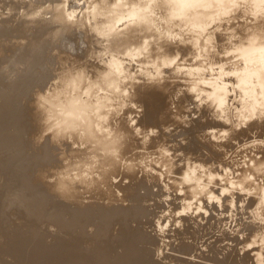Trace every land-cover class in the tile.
<instances>
[{
	"label": "clouds",
	"instance_id": "clouds-1",
	"mask_svg": "<svg viewBox=\"0 0 264 264\" xmlns=\"http://www.w3.org/2000/svg\"><path fill=\"white\" fill-rule=\"evenodd\" d=\"M0 34L9 83L47 57L28 106L34 148L56 149V166L37 173L51 194L80 208H128L123 189L144 180L153 196L140 206L156 213L145 231L159 241L160 264L179 256L185 217L212 237H183L198 249L182 257L190 264H210L199 257L217 239L223 259L236 238L240 257L264 264V0H0ZM153 91L166 97L159 127L139 123L141 96ZM196 121L221 126L200 130L207 147L193 154L182 133ZM47 231L63 235L55 224Z\"/></svg>",
	"mask_w": 264,
	"mask_h": 264
},
{
	"label": "rangeland",
	"instance_id": "rangeland-1",
	"mask_svg": "<svg viewBox=\"0 0 264 264\" xmlns=\"http://www.w3.org/2000/svg\"><path fill=\"white\" fill-rule=\"evenodd\" d=\"M45 31L46 29H43V28L38 29L34 33V39L40 40ZM69 39L72 41H75L76 37L75 36L69 37ZM27 55L28 53L27 51H25L24 57H26ZM77 58H82V56L77 57ZM21 59H23V57ZM46 59L47 57L43 54H37L36 56H34L32 58V70L29 72L21 73L18 76L17 80L11 83L8 82L5 76L0 74V128H1L0 129L1 130L0 131V140H1L0 141L1 142L0 143V153H1L0 155L1 156L0 157V172H1L0 177L1 178L3 177L2 179H5V182L3 181L4 185L0 184L1 185L0 188L4 190L3 191L4 193H3L2 190L0 189V194L2 193L1 197H3V198H0L1 200L0 209L2 210V212L0 210V241L3 242V243H0V254H1L0 257L3 259L2 260L0 258V264L2 262L4 264H9L12 261H14V256H12L11 252L13 249H15L14 251L18 252L17 250L18 249L20 250V247L21 249L23 247L22 249L23 251L20 250L22 253L18 256H15L17 264H53L54 262H56V261H53L56 258L58 261L57 264L58 263L66 264L73 260H75L78 264H100V263L108 264L111 261L114 262L115 259L117 260L113 264H130V263L131 264H141V263L142 264H147V263L148 264H160V262L154 259V252H153V248L158 246L159 241L151 233H149L150 234L149 236L148 232L145 231L146 226L147 227L153 226L152 221L148 220V217L154 216L156 213L155 211H149L148 209L140 206L141 201L150 199L153 196L151 192V188L146 185L144 180H140L139 182L130 184L129 186L125 188L126 190L123 189L124 191L128 193V195L126 196V199H129L132 202L133 201L138 202L137 204L133 202V206H130L128 208H124L123 206L105 207L102 204H93V205H89V207L87 208L80 210V215L78 211H72L70 209L68 210L69 207H67V204L60 201L55 195L51 194L49 192L48 187L38 180L37 173L42 170L41 169L42 165L45 166L43 167V170H44L49 167H54L57 164L56 158L52 155L53 151H56V149L50 146L47 141L45 142V144H43L39 148H34L33 144L31 143V137L35 133L34 131H36V128L34 127L33 117L31 116L32 109L28 105L31 103V100H32L31 98L32 90L37 86H41L48 77L47 73H43L40 71L41 65L45 62ZM4 62L5 61H0V64ZM25 101H28V102L24 103ZM151 101L155 105L152 104ZM141 102L145 106L144 117L146 119L142 118L139 123L147 127H151V126L159 127V124H160V121L158 119L159 115L167 107L166 97L162 95L161 93L153 91V92H148L146 94H143L141 96ZM148 103L150 106L147 105ZM148 110L150 111L148 112ZM21 111H22V115L20 114ZM19 115H21L22 117H20ZM16 117L19 118V120L16 119ZM23 117H25L24 120H22ZM9 118H10V122H8ZM13 119L18 120L19 122L16 121L17 122L16 123L15 120L13 121ZM21 120L23 122H21ZM1 123L2 124L4 123L3 127H1L2 125ZM211 126L220 127L221 125L214 124L211 121L205 124H201L199 121H196L193 128L185 130V132L182 134L187 135L188 137L191 138V140H190V144L183 150L185 152H191L193 154H196L200 152L201 148H206L207 147L206 145H202L196 139V135L200 130H203L204 128H209ZM241 135L246 136V133L242 132ZM13 137H16V139H14ZM19 139H22V140H19ZM14 140H15V143H13ZM18 140L21 142V144L25 143L26 144L25 147L28 145L31 148L29 149L28 147H26L28 148L26 150L23 144L21 145L20 143H18L19 142ZM7 143L8 145H6ZM9 144L12 146H10ZM17 144H20V146H23L22 147L23 149L25 148L24 151L21 150L20 154L22 155L24 153L22 156L19 155V152L21 149L19 145L17 148L18 150H15L14 145H17ZM7 146L10 148H8ZM10 149L12 151H10ZM7 151H9V153ZM209 151L211 150L209 149ZM31 153L33 154V157H31L32 156ZM15 154H17V158ZM8 155L10 157H6ZM38 155L40 159L38 157L36 158V156ZM19 156H20V159H19ZM12 157L14 160L12 159ZM21 157H22V160H21ZM213 157L216 159L220 158L219 154H216V153H213ZM48 159H51V160H48ZM2 161L3 162L7 161V162L2 163ZM42 162H44L45 164L44 163L42 164ZM12 163L14 164L12 165ZM40 164L41 166H39ZM16 173L17 175L15 176ZM16 177L19 180H15ZM5 185L8 186V188ZM3 186H5V188L7 189V192H5L6 189ZM13 186L15 187L13 188ZM22 186L23 188L25 187L24 190H26V192L23 191V188L21 189ZM18 187L20 189H18ZM141 188H144L146 190L145 196H140ZM42 193L44 196L42 195ZM4 194L7 196V198L6 196H4ZM16 194H19L20 196L19 202H13L12 200V197ZM29 194L31 198L29 197ZM37 194H39V196ZM133 196L135 199H133ZM21 203L23 204V207H21ZM254 203H255L254 201H250L248 207L249 208L252 207ZM33 206L34 208L32 209ZM162 207H163L162 205L156 206L157 209H160ZM173 207L175 208L177 206L174 204ZM85 209L87 211H85ZM70 211L72 212V215L69 214ZM24 212L27 214H24ZM58 212H60V214ZM81 213H85V216L87 215V213H89L88 215L89 218L86 219L85 221H80ZM9 216L13 218V223H12V218L11 217H10L11 219L8 218ZM52 217H54V219H52ZM213 219L214 217L210 216L209 223H211ZM185 220H186V217L184 221ZM133 223H135L136 225L135 227L132 226ZM49 224H55L59 232H62L63 235H53L50 232H48L47 226ZM185 224H186V227L183 233L177 231V238L180 239L179 246L172 247V251L178 253L179 256L165 257V259L172 260L174 264H178V263L179 264H190L188 260H185L182 257L191 256L193 255V253H195L198 250L195 246V243L193 244L186 243L183 239L184 236L190 237L193 241H196L198 239V235L201 233L202 234L199 235L200 239L203 238L204 234L208 235L210 239L212 238L211 234L206 232L207 225L199 230H194L192 227V224L189 221V218H187V220L185 221ZM116 225H119V232L116 236H113V230L115 229ZM87 226H95L96 234L94 233L91 236L88 235L87 230H86ZM8 229L9 231L10 230L11 231L9 232ZM102 230H105L103 234H102ZM81 231H83L84 233L83 232L81 233ZM248 231L250 233L253 231V229L249 228ZM101 235H104L102 239H101L102 237ZM71 236L72 237L77 236L78 241H79V238H81L80 239L81 241H79V243L76 244L81 247L80 248L81 250H76L74 245L71 244V242L70 243L67 242V240L72 238ZM97 236L101 239V241ZM118 237H120L119 238L121 239L120 241H118L119 240ZM43 238L44 240L45 239L47 240H45L44 245H42V250L48 248V246H50L51 244H55L57 246H60L59 249L61 251L59 253L48 252L47 256L42 255V253H40V249L38 248V245L43 242L42 240ZM13 239L16 241L15 243H12L10 241V240L13 241ZM49 239L51 240V243H48ZM225 239H232V238L226 236ZM34 240L36 241V243H34L33 245V242H35ZM38 240H41V241L37 242ZM90 240L92 243L90 242ZM7 241H10L8 242L10 244H8ZM126 242H129V243H126ZM221 242H222L221 240L217 239L215 243H213L209 247V253L202 254L199 258L205 261H209L210 264H229V263L230 264H250V260H251L250 254L245 253L243 257H240L239 252L237 251V248L241 243L238 240V238L232 240V242L236 245V247H233L232 250L228 252V254L224 256L223 259H219V256L221 255V252L223 250L218 249L217 245L220 244ZM147 243H149L150 245L148 246ZM9 245H11V247H9L11 252L10 250L8 251L9 248L7 250L5 249ZM36 245H37V248L35 247ZM85 245H91V247L85 248ZM30 248L31 249L34 248V249L30 252ZM115 251L117 252L116 254L114 253ZM28 252H30L31 254L29 255ZM38 254H39V257H38ZM7 255L9 258H7ZM114 255L117 257H115ZM30 257H31V261L29 262Z\"/></svg>",
	"mask_w": 264,
	"mask_h": 264
},
{
	"label": "bare ground",
	"instance_id": "bare-ground-1",
	"mask_svg": "<svg viewBox=\"0 0 264 264\" xmlns=\"http://www.w3.org/2000/svg\"><path fill=\"white\" fill-rule=\"evenodd\" d=\"M144 96H145V95H144ZM151 102H152V101H151ZM152 104H154V103L152 102ZM147 105H149V103H148ZM154 105H155V104H154ZM149 106H150V105H149ZM158 106H159V105H158ZM147 108H148V107H147ZM154 108H155V107H154ZM25 109H26V108H25ZM149 111H150V110H148V112H149ZM151 111H152V110H151ZM154 112H155V110H154ZM23 113H24V112H23ZM20 114L22 115V111L20 112ZM21 115H19V116L22 117ZM19 116H18V117H19ZM24 116H25V115H24ZM31 116H32V115H31ZM25 117H26V116H25ZM25 117H23L22 120H24ZM13 118H15V117H13ZM144 118H145V117L143 116V119H144ZM7 119H8V118H7ZM16 119L19 120V118H17V117H16ZM16 119H13V121H14V120H15V122L18 121V120H16ZM145 119H146V118H145ZM22 120H21V122H23ZM11 121H12V119H11ZM8 122H10V118H9V121H8ZM8 122H7V123H8ZM18 122H19V121H18ZM16 123H17V122H16ZM1 124H2V123H1ZM3 124H4V123H3ZM3 124L1 125V127H3ZM212 126H213V125H212ZM212 126H211V127H212ZM4 128H5V127H4ZM0 129H1V128H0ZM32 130H33V129H32ZM34 130H35V128H34ZM0 131H1V130H0ZM34 132H36V131H34ZM9 135H11V134H9ZM10 137H11V136H10ZM13 138L16 139V137H13ZM1 139H3V138H1ZM6 139H8V138H6ZM19 140H22V139H19ZM19 140H18V141H19ZM27 140H28V139H27ZM0 141H1V140H0ZM5 141H6V140H5ZM18 141H17V142H18ZM17 142H16V143H17ZM22 142H23V141H22ZM29 142H30V141H29ZM0 143H1V142H0ZM13 143H15V140L13 141ZM18 143L21 144L20 141H19ZM31 143H32V142H31ZM20 144L14 145V146H15V150H18V149H17V148H18V145H19V147H21V149L19 148V149H20L19 155H21V154H20V153H21V150L24 151V149H25L26 147H28L29 149L31 148V147L28 146V145L25 147L26 144H25V143H22V144L24 145V147H25V148L23 149V148H22L23 146H20ZM22 144H21V145H22ZM2 145H3V143H2ZM6 145H8V143H7ZM9 145H10V144H9ZM29 145H30V144H29ZM10 146H12V145H10ZM14 146H13V148H14ZM4 147H5V146H4ZM7 147H8V146H7ZM2 148H3V147H2ZM8 148H10V147H8ZM13 148H12V150H13ZM28 148H26V150H27ZM12 150L10 149V151H12ZM45 150H46V149H45ZM28 151H29V150H28ZM43 151H44V150H43ZM7 152L9 153V151H7ZM3 153H4V152H3ZM15 153H16V151H15ZM44 153H45V152H44ZM6 154H7V153H6ZM23 154H24V153H23ZM23 154H22V155H23ZM31 154H32V153H31ZM31 154H29V155H31ZM0 155H1V153H0ZM12 155H13V154H12ZM15 155H16V158H17V154H15ZM22 155H21V156H22ZM26 155H27V154H26ZM27 156H28V155H27ZM0 157H1V156H0ZM6 157H10V156L8 155V156H6ZM13 157H14V156H13ZM13 157H12V159H13ZM23 157H24V156H23ZM31 157H33V154H32ZM37 157L39 158V155L36 156V158H37ZM48 157H49V156H48ZM2 158H3V156H2ZM36 158H35V159H36ZM46 158H47V157H46ZM46 158H44V159H46ZM8 159H9V158H8ZM8 159H7V160H8ZM19 159H20V156H19ZM23 159H24V158H23ZM39 159H40V158H39ZM3 160H4V159H3ZM13 160H14V159H13ZM13 160H12V161H13ZM21 160H22V157H21ZM37 160H38V159H37ZM41 160H42V158H41ZM48 160H51V159H48ZM48 160H47V161H48ZM8 161H9V160H8ZM47 161H46V162H47ZM4 162H5V161H4ZM4 162L2 161V163H4ZM6 162H7V161H6ZM6 162H5V163H6ZM13 162H14V161H13ZM37 162H38V161H37ZM40 162H41V161H40ZM44 162H45V161H44ZM44 162H42V164H43ZM51 162H52V161H51ZM9 163H10V162H9ZM29 163H30V162H29ZM13 164H14V163H12V165H13ZM44 164H45V163H44ZM6 165H7V164H6ZM39 166H41V164H40ZM8 167H9V166H8ZM14 167H16V166H14ZM41 167H42L41 169L43 170V167H45V166L42 165ZM3 168H4V167H3ZM14 169H15V168H14ZM2 170H3V169H2ZM10 170H11V169H10ZM8 172H9V171H8ZM0 173H1V172H0ZM9 174H10V173H9ZM16 175H17V173L15 174V176H16ZM6 176H7V174H6ZM0 178H1V177H0ZM2 178H3V177H2ZM2 178H1V180H0V181H1L0 184L4 185V184H3V181L5 182V179H2ZM4 178H5V177H4ZM7 178H8V176H7ZM10 179H11V178H10ZM15 180H19V179H17V177H16ZM13 181H14V180H13ZM6 182H8V181H6ZM12 183H13V182H12ZM15 183H16V182H15ZM15 183H14V184H15ZM16 184H17V183H16ZM7 185H8V184H7ZM20 185H21V184H20ZM5 186H6V185H5ZM5 186H3V187L5 188ZM10 186H12V185H10ZM17 186H19V185H17ZM17 186H16V187H17ZM0 187H1V185H0ZM6 187L8 188V186H6ZM14 187H15V186H13V188H14ZM22 188H23V186L21 187V189H22ZM0 189H1V188H0ZM5 189H6V188H5ZM9 189H10V188H9ZM11 189H12V188H11ZM18 189H20V188L18 187ZM24 189H25V187L23 188V191L26 192V190H24ZM1 190H2V189H1ZM125 190H126V189H125ZM3 191H4V190H2V192H3ZM5 192H7V189H6ZM13 192H14V191H13ZM125 192H126V191H125ZM3 193H4V192H3ZM1 194H2V193H1ZM1 194H0V198H3V197H1ZM6 194H7V193H6ZM25 194H26V193H25ZM39 194H41V193H39ZM39 194H37V195L39 196ZM26 195H27V194H26ZM42 195H43V193H42ZM2 196H3V195H2ZM4 196H6V195L4 194ZM31 196H32V195H31ZM43 196H44V195H43ZM140 196H141V195H140ZM10 197H11V196H10ZM24 197H25V196H24ZM29 197H30V194H29ZM34 197H35V196H34ZM34 197H33V198H34ZM6 198H7V196H6ZM8 198H9V196H8ZM30 198H31V197H30ZM42 198H43V197H42ZM24 199H25V198H24ZM26 199H28V198H26ZM133 199H135L134 196H133ZM3 200H4V199H3ZM31 200H32V199H31ZM48 200H49V199H48ZM0 201H1V200H0ZM133 202H135V201H133ZM141 202H142V201H141ZM5 203H6V202H5ZM48 203H49V202H48ZM48 203H47V204H48ZM135 203L137 204L138 202H135ZM1 204H2V203H1ZM2 205H3V204H2ZM30 206H31V205H30ZM67 207H69L68 210L70 209V210H72V211H78V213H79V215H80V210H82V209H84V208H87V207H89V206H86V207H84V208H80L78 205H75V204H67ZM30 208H31V207H30ZM33 208H34V206L32 207V209H33ZM57 208H58V207H57ZM2 209H3V208H2ZM32 209H31V210H32ZM0 210H1V209H0ZM26 210H27V209H26ZM141 210H142V209H141ZM33 211H34V210H33ZM38 211H39V210H38ZM85 211H87V210L85 209ZM89 211H90V210H89ZM1 212H2V210H1ZM3 212H4V211H3ZM30 212H31V211H30ZM4 213H5V212H4ZM45 213H46V212H45ZM58 213L60 214V212H58ZM65 213H66V211H65ZM11 214H12V213H11ZM24 214H27V213L24 212ZM29 214H30V213H29ZM35 214H36V213H35ZM69 214L72 215V212L70 211ZM5 215H6V214H5ZM39 215H40V214H39ZM44 215H45V214H44ZM88 215H89V213H87L86 216H85V213H81V216H80L81 218L79 217V218H80V221H85L86 219H88V218H89ZM25 216H26V215H25ZM42 216H43V214H42ZM42 216H41V217H42ZM46 216H47V215H46ZM46 216H45V217H46ZM57 216H58V215H57ZM137 216H138V215H137ZM10 217H11V216H9L8 218H10ZM27 217H28V216H27ZM27 217H26V218H27ZM86 217H87V218H86ZM11 218H12V217H11ZM11 218H10V219H11ZM31 218H32V217H31ZM42 218H43V217H42ZM134 218H135V217H134ZM3 219H4V218H3ZM29 219H30V218H29ZM37 219H39V218H37ZM52 219H54V217H52ZM184 219H185V218H184ZM148 220H149V219H148ZM186 220H187V218H186ZM186 220H185V221H186ZM10 221H11V220H10ZM185 221H184V222H185ZM114 222H115V221H114ZM2 223H3V222H2ZM12 223H13V218H12ZM3 225H4V224H3ZM11 225H12V224H11ZM147 225H148V224H147ZM4 229H5V228H4ZM13 229H14V227H13ZM1 230H2V229H1ZM8 231H9V229H8ZM10 231H11V230H10ZM10 231H9V232H10ZM104 231H105V230H102V234L104 233ZM12 232H14V231H12ZM82 232H83V231H81V233H82ZM98 232H99V231H98ZM100 232H101V231H100ZM194 232H195V231H194ZM196 232H197V231H196ZM199 232H200V231H199ZM78 233H79V232H78ZM83 233H84V232H83ZM250 233H251V232H250ZM8 234H9V233H8ZM95 234H96V233H95ZM148 234H149V233H148ZM201 234H202V233H201ZM201 234H199V235H201ZM199 235H198V238H199ZM101 236H102V237H101V239H102V238L104 237V235H101ZM149 236H150V234H149ZM71 237H72V236H71ZM97 237H98V236H97ZM46 238H47V237H46ZM69 238H70V236H69ZM78 238H79V237H78ZM98 238H99V237H98ZM98 238H97V239H98ZM119 238H120V237H118V239H119ZM150 238H151V237H150ZM150 238H149V239H150ZM40 239H41V238H40ZM80 239H81V238H79V241H81ZM97 239H96V240H97ZM99 239H100V238H99ZM99 239H98V240H99ZM101 239H100V241H101ZM195 239H196V238H195ZM42 240H43L42 243H40V244L38 243L39 245L37 244V245H38V248L40 249V253H42V255L47 256L48 252L59 253V252L61 251V250L59 249L60 246H57V245H55V244H51L50 246H48V248L42 250V245H44V242H45V240H47V239L44 240V238H43ZM104 240H105V239H104ZM106 240H107V239H106ZM120 240H121V239H119L118 241H120ZM10 241H11L12 243H15V242H16L14 239H13V241H12V240H10ZM10 241H7V243L10 242ZM34 241H35V240H34ZM40 241H41V240H38L37 242H40ZM79 241H78V239H77V236H76V237L73 236L71 239L67 240V242H69V243L71 242V244L74 245V247H75L76 250H81V249H80L81 247H80L79 245H76V244L79 243ZM102 241H103V240H102ZM148 241H149V240H148ZM90 242H91V240H90ZM96 242H97V241H96ZM150 242H151V240H150ZM2 243H3V242H2ZM12 243H11V245H12ZM34 243H36V241L33 242V245H34ZM58 243H59V242H58ZM91 243H92V242H91ZM94 243H95V241H94ZM94 243H93V244H94ZM126 243H129V242H126ZM126 243H125V244H126ZM8 244H10V243H8ZM8 244H7V245H8ZM30 244H31V243H30ZM30 244H29V245H30ZM7 245H6V246H7ZM11 245H9V246H8L7 248H5V249L7 250L9 247H11ZM25 245H26V244H25ZM37 245L35 246L36 248H37ZM72 245H71V246H72ZM145 245H146V244H145ZM147 245L149 246L150 244L147 243ZM19 246H20V245H19ZM66 246H67V245H66ZM127 246H128V245H127ZM25 247H26V246H25ZM35 247H34V248H35ZM64 247H65V246H64ZM69 247H70V246H69ZM2 248H4V247H2ZM34 248H33V249H34ZM127 248H128V247H127ZM145 248H146V247H145ZM17 249H18V248H17ZM22 249H23V247H22ZM22 249H21V247H20V250H21V251H23ZM33 249L30 248V252H31ZM67 249H68V248H67ZM143 249H144V248H143ZM6 250H5V252H6ZM9 250H10V248L8 249V251H9ZM14 250H15V249H13L12 252H11V250H10V252L12 253V256H14V261H12V262L9 263V264H15V263L17 264V261H16L15 256H18V255H20V254L22 253L19 249L17 250L18 252L14 251ZM24 250H25V249H24ZM28 250H29V249H28ZM37 250H38V249H37ZM65 250H66V249H65ZM65 250H64V251H65ZM144 250H145V249H144ZM71 251H72V249H71ZM71 251H70V252H71ZM108 251H109V250H108ZM116 251H117V250H116ZM116 251L114 252L115 254L117 253ZM142 251H143V250H142ZM30 252H28L29 255L31 254ZM35 252H36V251H35ZM70 252H69V253H70ZM127 252H128V251H127ZM127 252H126V253H127ZM144 252H145V251H144ZM3 253H4V252H3ZM8 253H9V252H8ZM15 253H16V254H15ZM23 253H24V252H23ZM40 253H39V254H40ZM114 253H113V254H114ZM142 253H143V252H142ZM175 253H176V252H175ZM181 253H182V252H181ZM9 254H10V253H9ZM28 254H27V255H28ZM39 254H38V257H39ZM118 254H119V253H118ZM0 255H1V254H0ZM2 255H3V254H2ZM32 255H34V254H32ZM40 255H41V254H40ZM186 255H187V253H186ZM231 255H232V254H231ZM23 256H24V255H23ZM57 256H59V255H57ZM112 256H113V255H112ZM112 256H111V257H112ZM114 256H115V255H114ZM141 256H142V255H141ZM32 257H33V256H32ZM115 257H117V256H115ZM0 258H1V257H0ZM7 258H9L8 255H7ZM11 258H12V257H11ZM27 258H29V257H27ZM53 258H54V257H53ZM55 258H56V257H55ZM1 259H2V258H1ZM18 259H19V258H18ZM33 259H34V258H33ZM35 259H37V258H35ZM2 260H3V259H2ZM6 260H7V259H6ZM6 260H5V261H6ZM28 260H29V259H28ZM28 260H27V261H28ZM84 260H85V259H84ZM116 260H117V259H115V261H116ZM140 260H141V259H140ZM30 261H31V257H30L29 262H30ZM53 261H56V262H54L53 264H55V263L57 264V262H58V261H57V258H56L55 260H53ZM115 261H114V262H115ZM127 261H128V259H127ZM214 261H215V260H214ZM114 262L111 261V262L108 263V264H111V263L113 264ZM89 263H90V262H89ZM177 263H178V262H177ZM1 264H4V263L2 262ZM58 264H59V263H58ZM61 264H62V263H61ZM66 264H78V263H77L75 260H73V261H70V262H68V263H66ZM100 264H101V263H100ZM130 264H131V263H130ZM141 264H142V263H141ZM147 264H148V263H147ZM178 264H179V263H178ZM229 264H230V263H229Z\"/></svg>",
	"mask_w": 264,
	"mask_h": 264
}]
</instances>
